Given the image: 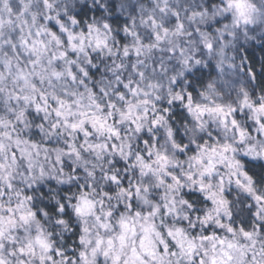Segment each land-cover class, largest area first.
<instances>
[{
	"label": "clouds",
	"instance_id": "9594fccd",
	"mask_svg": "<svg viewBox=\"0 0 264 264\" xmlns=\"http://www.w3.org/2000/svg\"><path fill=\"white\" fill-rule=\"evenodd\" d=\"M260 107L264 0H0V260L264 264Z\"/></svg>",
	"mask_w": 264,
	"mask_h": 264
},
{
	"label": "snow or ice",
	"instance_id": "6c2138e0",
	"mask_svg": "<svg viewBox=\"0 0 264 264\" xmlns=\"http://www.w3.org/2000/svg\"><path fill=\"white\" fill-rule=\"evenodd\" d=\"M37 35H39V34L37 33ZM29 37H32V33H29ZM53 39H55V37H53ZM21 43H22V45L26 46V48L28 49V51L36 58L35 63L32 65L33 68H35V66H36L37 63H40L42 65V61L40 59L42 53H39L38 49L39 48H43L44 49V52L45 53L47 52V45L44 44L43 40L42 39L41 40H36L35 38H31V39L21 38ZM99 44H100V42L97 41V46H99ZM61 55L63 56L64 54L62 53ZM53 59H55V58L53 57ZM51 75L55 79H59L60 78V74L58 72L53 71ZM85 75H86V73H85ZM72 79L75 80V76L74 75H73ZM127 87H128L127 85L122 86L121 92H123L124 89H126ZM134 92H135V90L133 89L132 90V93L134 94ZM40 99L41 100H44L43 94H41ZM120 99L121 100H124L125 99L124 95H121L120 96ZM46 103H47V101L44 100V104H46ZM62 107H63V102L61 101L60 102V105H59V108H62ZM37 108H38V110H42L43 109V105L38 104L37 105ZM197 111H200L201 114H203V110H201V109L198 108ZM209 111H215L217 113H220L221 115L224 114L222 108H216L214 110L209 109ZM259 111L260 112H264V107H260L259 108ZM55 115L58 118H62L63 117V113L59 109L56 110ZM90 123H91V126L93 128H95L97 126V124H99V126L101 127V129L104 128V124L100 122L99 117L95 118ZM232 123H233V126H235V120H233ZM258 123H261L262 127H264V120L258 121ZM82 124H84V121L83 120L81 121V125ZM64 125L65 126H69V122H68L67 119L64 120ZM53 127L55 129L56 128V125H54ZM70 127H71V129L73 131H76L77 128L79 127V125H77V124H71ZM109 131L111 132L112 136H118V133H116L115 131H112L111 129H109ZM241 135H242V133H241ZM33 147L35 148L36 146L33 145ZM113 147H115V145H113ZM227 150H228L227 148H224L223 149V151H225V152H227ZM38 151L39 150L37 149V153H38ZM209 152L212 154L213 157H215V154H216V149L215 148L209 149ZM13 155L15 157V153ZM196 163L203 166L202 173H201L202 176H204V175H211L212 174V172L214 170V165L212 164V160L211 159L207 163L205 161H203V160H197ZM188 178L189 179H192L191 176L188 177ZM113 179H115V178H113ZM9 187H11V185H9ZM208 187L210 188L211 185H208ZM200 188H201V191L204 190L205 185H204L203 182L200 183ZM85 192H87V188H85ZM213 196H215V193L214 192L211 195L205 197L204 199H206V200H212V197ZM129 199H131V197H129ZM257 199H260V198L257 197ZM82 203H83V208H78L77 209L78 212H81V211L89 210L90 209V201H88L87 199H85V200H83ZM213 203H219V204L222 205L223 204V201H213ZM129 207H131V205H129ZM10 211L11 210H9V212ZM107 215L110 217L112 215V212L109 211L107 213ZM27 219H28V217L25 214H21L20 215V220L26 221ZM97 219H100V217H97ZM3 222H4L3 221V217H0V223H3ZM15 222L16 221H15L14 218H12V219H10L8 221V223H12V224H14ZM122 227L124 229H128L129 228V225L127 223H123L122 224ZM260 230L261 231H264V225L261 226V229ZM228 231L229 232H232V228L230 227L228 229ZM169 236L171 237V232L169 233ZM244 236L246 238H250V234L247 233V232L244 233ZM210 238L211 237H209V235L206 233L205 237H203L201 239L206 241V240H208ZM123 239L124 238L122 236L121 237V240L123 241ZM37 243L40 244L41 247H44V248L47 247V245L45 244V242L42 241V240H39L38 239L37 240ZM224 243H225L224 240H220L219 241V245L220 246H223ZM175 246L178 247V248L183 249V253L186 254L187 256H189L190 258L195 259V257H196V245H195V243L193 241H189V243L187 245H184L183 243H181V244H177ZM229 247H231V245H229ZM214 251H215V246L213 247V252ZM158 253L161 256V258L165 254H169V253H170L171 256H175L176 255V252H170V249L168 247V244L167 243H163V242H162V246L158 249ZM55 255H58V253H56ZM105 255H107V253H105ZM145 255H148V256L153 257L154 262H155V256L157 255V253H153V252H150V251H146L145 252ZM80 256H81V259L84 260L85 264H87V256H86V254L84 252H81L80 253ZM134 256H135V259L137 261H139V264H145L143 258L139 254H136L135 251H134ZM205 257H207V251H205L203 253V255L200 256V258L198 260V264H205ZM225 257H227V260H229V261L231 260V256L227 252H224V253H222V255H221V257L219 259L215 255H213L212 257L208 258V264H226V261L224 259ZM0 264H4V261L0 260Z\"/></svg>",
	"mask_w": 264,
	"mask_h": 264
}]
</instances>
